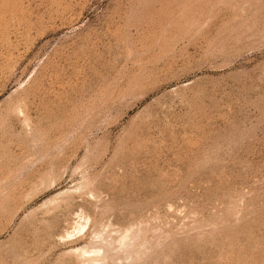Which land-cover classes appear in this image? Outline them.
<instances>
[{
	"label": "rangeland",
	"instance_id": "1",
	"mask_svg": "<svg viewBox=\"0 0 264 264\" xmlns=\"http://www.w3.org/2000/svg\"><path fill=\"white\" fill-rule=\"evenodd\" d=\"M0 264H264V0H0Z\"/></svg>",
	"mask_w": 264,
	"mask_h": 264
},
{
	"label": "bare ground",
	"instance_id": "2",
	"mask_svg": "<svg viewBox=\"0 0 264 264\" xmlns=\"http://www.w3.org/2000/svg\"><path fill=\"white\" fill-rule=\"evenodd\" d=\"M132 231H130V232H125V234L120 238V244H121V246L122 247H126V248H128V247H130V243L128 242V240H129V238L130 237H132L133 239H136V237H138V235H139V232H138V235H136V234H134V233H131ZM103 238V237H102ZM132 239V240H133ZM136 246H138V247H136ZM135 247L136 248H134L133 249V252L136 254V255H138L139 253H140V246H139V244H137ZM81 253L82 254H85L86 253V251H84V250H81Z\"/></svg>",
	"mask_w": 264,
	"mask_h": 264
}]
</instances>
